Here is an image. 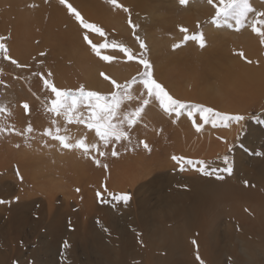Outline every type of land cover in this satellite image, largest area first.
Returning a JSON list of instances; mask_svg holds the SVG:
<instances>
[{
    "label": "bare ground",
    "instance_id": "6f19581e",
    "mask_svg": "<svg viewBox=\"0 0 264 264\" xmlns=\"http://www.w3.org/2000/svg\"><path fill=\"white\" fill-rule=\"evenodd\" d=\"M145 1L147 0H117V3L122 4L124 7L128 6V8L129 6H134L136 10V24L137 27H141L142 22L140 18L143 13L149 15L150 21L154 20V22H156L155 11L153 10L154 5L145 7ZM67 3H70L76 8L85 20L90 23H95L104 29L110 24L106 22L110 19H108L107 13H112V11L115 13L114 11L120 12L119 10H122V8L113 9L115 6L112 5L109 0H67ZM148 3H150V1H148ZM175 3L177 7L174 9L177 10L174 11L173 9L175 13L172 15V18L162 21L163 23L158 25L153 24L154 22H149L148 29H155L156 31L153 32L154 36L157 37V34L160 33L158 31H161L163 35H168L172 31L178 30L179 24H184V21L181 20H188L189 16L187 10L191 7L189 5L190 2H188L189 4L186 6L181 5L179 0ZM249 3L254 11L248 14L247 21L238 31L235 30L234 21L230 20L228 23L220 24V29L223 28L227 30V32L220 30V33H227L226 35L228 36V32L239 36L242 31L246 30L242 33L245 36L242 37L246 38L245 46L250 45L249 47L245 48L237 44V46L231 49V43L222 40L223 44H218L216 47L213 46L212 50H208L209 48L207 46H211L216 40H219L217 39V33L219 32L215 31L219 30V27L214 29L217 24L212 22L215 9L205 11L202 16L203 20H209V25L204 28L206 31L202 32L204 36L203 49L201 46L199 47V44L198 47H195L197 44L196 42L200 43L199 41H189L181 43L183 47H180V49H173L169 53H164L162 50L163 42L159 43V41H155L154 44L156 46V52L159 48H161L160 52H162L156 53L155 72L168 92L175 97L191 102L193 105H204L230 115H243L245 119L239 123L229 121L227 125L217 121L216 126H213L211 121L205 123L201 119L199 113L192 117H189L187 114L185 116L183 115V120H179L177 117H170L171 119H168L170 122H168L171 123V125L164 120L165 122L163 123L165 124L163 126L167 130L165 179L160 181L151 179L142 186H136L139 179H141L140 172L143 171L142 168H138L140 166H137L139 163L136 164L134 158L136 154L133 155L134 153L131 152V155L126 157L124 153L120 154L119 150H115L118 156H112L110 153L112 152L111 150L107 158V167L102 174V176L104 175L103 180L105 183L102 188L106 190L105 192L100 190L106 193V199L110 200H112L113 197L110 196L109 193L114 195L130 194V201L125 204L122 201L114 200L119 203L118 208L122 206V212L115 217L117 219L111 221L105 219L103 217L104 215L100 216V213L97 211L98 208L96 209V207L99 200L97 201L96 198H90V204H86V208L83 211L84 217L82 218L86 236L83 243V254L78 251V247H80L82 243L78 246L79 241H71L70 248H68V250H70L69 256L67 258L59 256L57 249L61 244L58 242V239L61 236L65 237L67 232L63 235L65 230L63 231V229H61V224H63L61 221L64 220H61V218V221L56 220L54 224H51L52 227L50 228L52 229V235L49 234L52 238L51 241L49 240V243H47L46 252L52 253H50L51 255H48L49 253L47 254L51 256L50 260L48 262L46 261L47 264H200L196 258L197 253L204 261V264H264V155H257V153H264V114H259L257 117L251 115L253 108L264 107V98L251 97L257 94V92L258 95L264 94V37H260L257 33L253 32L251 27L253 19L259 18L258 13L262 10L260 4L263 3H261L260 0H257V2L255 0H249ZM29 5H35V7H30ZM155 7L156 6H154V8ZM185 11H187V13H184ZM31 15H34V17H31ZM0 16V29H2L3 32L9 33V36H11L10 38L14 41V45L17 38L21 39L23 37L24 39L25 37L28 38L31 36V41L35 42L38 37H43V26L46 19L52 20L55 23L59 22L60 27L65 26V24L70 25L72 22L75 24L73 20L74 16L69 12L66 4L60 3V0H0ZM163 18L164 17H162V20ZM257 27H261L262 30H264V26L257 25ZM64 31L65 30L62 29L61 36L58 34L59 32L57 33L60 39L57 38L59 43L55 45V51L57 52L56 49L58 47L67 45V48L75 50L72 52L74 53L77 64L89 58H91V60L93 59L95 62L98 56L86 45L87 43L84 41L83 35L79 34L78 37H76V35H68ZM108 31L110 30L108 29ZM81 32L83 31L81 30ZM150 34L151 33L148 35ZM176 36L180 35L177 34ZM235 38L237 39V37ZM240 38L241 37L237 40H241ZM23 39L21 40L23 41ZM117 40L116 42L120 43L121 40ZM231 42L233 45L236 42L238 43V41ZM95 43L100 44L101 42L96 41ZM169 43L166 44L168 45ZM29 44L27 43V45ZM240 45H242V43H240ZM32 52H34L35 55L38 53L34 50V47ZM241 52L243 56L240 55ZM10 53L15 57L19 65H25L32 58L23 57L19 55L22 53H14V51ZM101 54L103 55V52ZM89 60L87 63L90 64L91 62H89ZM248 61H251V63L249 64ZM98 64L99 63H97V65ZM81 65H84V63ZM94 65L95 68H99L97 70L102 69L99 65L97 66L96 63H94ZM79 68L82 67L79 65ZM88 68H91V64ZM103 68H105V66ZM107 68L109 69V66ZM87 72H90L89 69L86 70V73ZM93 73L95 74V72ZM96 74H98V72ZM98 77L99 75L97 78L94 76V80L100 78ZM74 78L75 77H73V79ZM91 78L93 79L92 76ZM70 80L71 78L69 81ZM72 86L73 84L71 87ZM88 86L92 87L93 85ZM158 102L157 100L155 108L151 107L149 110H157L160 108ZM250 108L252 109L251 111ZM10 109L12 111V108ZM156 115H158V113ZM162 115L164 116L165 112H163ZM5 117L8 118L9 116L7 117L4 115V118ZM142 120V122H146L144 119ZM153 120L154 119H152V121ZM194 120L196 124L200 125V131L196 130L193 123ZM6 122H8L7 119ZM158 122L159 121H153L151 124L147 123L145 128H143L144 125L143 127L134 125L128 128L129 139L131 142H135L140 135L141 141L150 145L149 143L153 135L152 132L154 131L155 133L160 126ZM177 123L180 125L177 126ZM164 132L166 131L164 130ZM9 136L4 133L0 134V200L9 202L0 203L1 237L7 231L6 226L11 225V223L15 224L25 218V211L28 208L27 204L29 205V203H26V196L28 194L26 183L28 178H30L28 177V172L31 169L28 163L22 162L21 158H12L14 155H19L18 152L23 150L19 148H26V146H19V148L14 147L12 143L13 139L11 140ZM23 139H26L25 135ZM21 143L22 142H20V144ZM118 144L121 147L122 141L118 142ZM132 145L134 147L135 144L132 143ZM35 147H37L35 149L36 156H33V158L35 157L40 159L39 161H42L43 156H45L48 160V163L44 165V169L42 168V172L45 171L44 173H49V176H54L56 172H59L61 178L72 174L73 170H70L71 167L69 166V168L67 166L71 164L68 160H66V162L69 163L67 165L64 163L66 167L64 168L62 165V169L59 165L53 163L54 161H58L56 158L59 155L63 154L62 156L65 157V153L60 154V152H54L53 148V152H50L51 148H48V150L44 148L41 143ZM56 148L58 147L56 146ZM125 148H128L127 142H125ZM62 149L64 148H61V150ZM65 150L67 152V149ZM158 154L161 155L162 153L158 152ZM73 155L72 153V157ZM173 155L191 159L194 164H183L184 170L180 172L178 169L180 170L181 166L171 159ZM66 156L68 155L66 154ZM225 156L232 162L233 173L228 175L227 173L221 172L220 175H223L224 179H217L216 175L206 176L198 171L200 165L195 162L201 160L206 162L209 166V170L213 168L223 169L225 167ZM144 159L147 161L146 157ZM132 160H134L135 163H133ZM149 170L150 169H148V171ZM35 174L37 175L36 172ZM75 175L79 174L75 173ZM70 176L72 177L73 175ZM37 177L38 175L36 178ZM83 177L85 176H81V178ZM150 178H152V175ZM58 180H56V182L61 184L62 180L60 182H58ZM101 181L102 180H99V183H101ZM244 181H248L249 186L246 187ZM156 182H158L157 188L154 186ZM16 184H19L21 190L18 194L14 191L17 196L14 198V195L12 196L13 198H10V192H13V190L17 188ZM91 184H93V182ZM91 184L89 187L90 189ZM92 186V189L98 187L95 185ZM153 186L156 189H152ZM50 187L52 188V193V190L58 188L56 186ZM61 190L59 189V191ZM17 191H19V188ZM54 196L55 195L52 197ZM17 197L19 198L18 200L16 199ZM87 201L89 202V200ZM105 208L100 210L103 211ZM246 209L248 211H246ZM105 210L107 211L109 209ZM120 210L121 208L119 211ZM78 216V214H73L69 221L70 227H75L73 230L72 228L70 229L75 236H79L81 231V221ZM71 224H73V226H71ZM20 232H22V229ZM70 233L68 235H70ZM88 235H90V237H88ZM48 236L49 235H47V238ZM14 240L15 243L11 252L8 253L7 251V253H5L7 248H4L5 250L3 249L4 253L0 251V264H24V261L18 257L20 254L18 253V248L20 247L19 243L22 241V235L16 232ZM193 240L197 242L195 245L192 243ZM4 246L6 247V245ZM21 250L22 248L20 251ZM80 255H84V258L81 259ZM15 257L19 260H16Z\"/></svg>",
    "mask_w": 264,
    "mask_h": 264
},
{
    "label": "rangeland",
    "instance_id": "374dc122",
    "mask_svg": "<svg viewBox=\"0 0 264 264\" xmlns=\"http://www.w3.org/2000/svg\"><path fill=\"white\" fill-rule=\"evenodd\" d=\"M24 1H26V0H24ZM148 1H150V3H148ZM152 1H153V3H152ZM176 1L177 0H167V1L166 0H162V1L161 0H147V1H145L144 2L145 7L153 6V5L156 6L155 8L153 6V10L155 11L156 22H154V20L150 21L149 15L143 13L142 17L140 18V21L142 22L141 27L140 26L137 27L136 10H135L134 6L133 7L129 6V8H128V6L127 7L125 6L126 8L129 9V12L131 14L130 18H129V14L126 13L123 10V8H122V10H119L120 12L114 11L115 13H113V11H112L113 14L111 12H109L111 14L107 13V17H108V19L109 18L110 19L107 20L106 22L108 24L110 23L109 25L107 24L108 25L107 28L110 31H108L107 28H105L106 30L103 28L104 32H105V36H103V37H101L98 33L92 32L91 30L83 29L82 26L79 24V22L75 19V17L73 18V20L75 21L74 22L75 24H73V22H72L70 25L65 24V26H63V27H60L59 22L55 23L52 20L46 19L44 21V26H43V32H44L43 37H38L35 40V42L31 41V36H29L28 38L25 37L24 39H23V37L22 38L20 37L21 39H23V41L24 40L25 41L23 42L21 39L17 38L16 42H17V44L19 43L18 45L16 44V42L14 45V41H13V39L10 38L11 36H9V33L3 32V30L0 29V36L5 37V40L0 41V42L4 43L6 45V48L8 50L7 51V57H11V59H8V58H6V56L0 55V68L2 67L1 68L2 70L0 69V106H6V108H8L7 110L11 113V116L8 115L7 113L4 114L7 117L9 116L8 117L9 119L6 117L4 118V115L0 116V121H5L7 119L8 120V122H6L7 125L13 126V130L6 131V132H4V134H6L7 136H9V134H10L9 137L11 140L13 139L12 143H13L14 147L17 148V146H15V145H19L21 147L26 146V148H19L18 147L20 150L23 149L22 150L23 153H22V151H19L18 152L19 155H14V157L12 156V158L13 159L21 158L22 162L28 163L29 164L28 166L31 169L28 172L29 173L28 177H30V178H28V181L26 183V190L28 191V194L26 196V201H27L26 203H29V205L27 204L28 208L25 211L26 216L21 221L16 222L15 224L11 223V225L6 226L7 231L4 233V235L2 237L0 236V251L2 253H4V250L6 248L7 249H6L5 253H7V251H8V253L11 252V250L14 246V243H15L14 239L16 236V232H19L22 235V241L19 243L20 247L18 248V251H19L18 253H20L18 256V257H20L19 259H22L24 261V264H27V263L28 264H39V263L40 264H47V262L50 260V257H51L48 255H51L50 253H52V252H48L49 253L48 254L46 252L47 243H49V240L51 241V238H52V236H51L52 235V232H51L52 229H50L52 227L51 224H54L56 222V220H59V221L64 220L65 222L61 221V223L63 222V224H61L62 225L61 229H63V231L65 230L63 235H65L66 232H67V234L65 237H63V236L60 237L63 240L60 238L58 239V242L61 244V245L58 244L60 246L59 248L57 246L59 256L63 257V258H65V257L67 258L69 256L70 250H68V248L66 250L64 247H65L66 242L70 245L71 241H79L78 246L80 243H82V245L80 244V247H78V251L81 254H83V243L85 241L84 239L86 238V236H85V226L82 222V218L84 217L83 211L86 208V204H88V203L90 204L91 199L96 198L97 201L99 200V203L96 201L98 203V205L96 207V209L98 208L97 211L100 213V216L104 215L103 217L105 219L111 220V221H114L115 219H117L115 217L118 216L122 212V206L120 207L121 210L119 211L120 208H118L119 203L117 201H114V199H112V200L106 199V195H105L106 193H104L105 189L102 188L105 185L104 180H103L104 175L102 176V174L105 172V169H106V167H104V165H106V163H108L107 158L109 156V152L113 149L119 150L120 154L124 153L126 157L130 156L131 152L134 153L133 155L136 154L135 157L133 156L135 158L136 164L139 163L137 165V166L140 165L138 168L143 169V171L141 170L142 172H140L141 173V176H140L141 179H139L136 186H139V185L142 186V185L146 184V182L148 180H151V179H156L158 181L165 179L164 175H166V173H164V172H166V163H167V159H166L167 130L163 126L165 124L163 122H165L164 120H166V122H168L171 118H174V117H177L179 120H183V118H184L183 115L184 116L186 114L188 115L189 109L181 110V114L179 115L180 117L177 116L175 113H171V114L166 113L161 107L158 108L157 110H149L151 107L155 108V106L157 104L156 99L149 98L150 99L149 104L145 107L141 118L138 120V122L135 125H139V127L140 126L143 127V125H144L143 128H145V125H147V123L151 124L153 121H159L158 122V124L160 125L159 128H157L155 133H154V131L152 132L153 133L152 140L149 143L151 146L148 145L150 150L144 148L143 143H142L141 138H140V135L137 137L138 139L135 142L129 143V141H127V140H122V146L121 147L119 146L118 142L110 143L107 147H104L102 142H99V138L95 136L94 130L87 129L86 125H82V124H75V123L67 124L61 117H54V115L50 111L47 110L50 107L51 100L55 98V94L52 93L49 88H46L43 81H44V79H50L58 89H62V90H76L79 88L80 85H85V83H86V85L84 86L85 90L97 91V92H100L102 94H109L110 92H112L114 90L113 85L111 84L110 80H105L100 74L103 72L107 76L111 77L112 79H115L118 83H124L126 81H130L133 77H137V79H139V74L145 71L144 66L139 63V60H140V58H144V59L148 60L152 66L151 71L153 73V78L158 83H161L164 86V84L161 82V80L159 79V77L157 76V74L155 72V65H156L155 57L157 56L156 53L157 52L162 53V52H160L161 48H159L158 51L156 52V48H155L156 46L154 45L155 41H159V43L163 42L162 43V50L164 53H169L173 49H180V47H183L181 43H185V42H189V41L195 42L196 40H191V39L186 40L185 37L193 35V34H199L203 31H206V29H204V28L209 25V20H203L202 16L205 13V11H208L209 9L210 10L215 9L212 5H210L207 2V0H203V1H201V0L200 1L188 0V2H190V4L189 3L188 4L192 7V8L190 7L187 10L188 13H187V11L184 12V13L188 14V16H189L188 20H186V19L181 20V21H184V24H179L178 25L179 29L172 31L168 35H163V33L161 31H158L160 33L157 34V37L154 36L153 32H156V31H155V29H153V30L148 29L149 22H152V23L154 22L153 24L158 25V24L163 23L162 21H166V20H169L170 18H172V15L175 13L174 11L177 10V9H174L177 7V4L175 3ZM255 1L257 2V0H255ZM260 2L263 3V4H260L261 8H262L261 11H264V0H260ZM113 9H120V8L114 7ZM173 9H174V11H173ZM133 14H135V15H133ZM161 14H162V17H164L165 19L163 18V20H162ZM113 15H115V16H113ZM31 17H34V15H31ZM31 17H30V19H31ZM129 19L131 20V23H129ZM0 20H1V16H0ZM218 27H219V30H215V31L219 32V33L216 32L218 34L217 39H219V40L218 41L216 40V42L213 43L211 46H207L209 48L208 50H212L213 46L216 47L218 44H223V41L224 42L229 41L231 43V45H230L231 49L234 48V46H237V44H238V46H242L245 48L250 46V45L245 46V39L246 38L242 37V36H245L242 33L245 32L246 30L242 31V33L239 34V36L236 35L235 33L234 34L236 36L231 34L230 32H228V34H229V36H228V35H226L227 33L226 34L220 33V30L227 32L226 29H223V28H222L223 30L220 29L221 28L220 25H215L214 29L215 28L217 29ZM181 28H186L188 30L187 32H185L186 34L181 31ZM62 29L65 30L64 32L66 34H68V35L73 34V35H76V37H78L79 34L84 35L83 32L87 31L89 33V39H91L93 43H95L96 41H99L101 43H110L113 40L116 41L117 39H119L122 41V42L120 41L119 44H123L125 47L129 48L132 51L133 59L128 60L127 56L124 53H121L118 49L108 48V49H101V53L103 52V55H113L115 57V59L113 61L106 62V61H103L100 57H97L95 59V62L93 59L91 60V58H89L91 61L88 59L89 62H91L90 63L91 68H88V66H90V64L87 63L88 60H85L86 64H85V61L77 64L76 59L74 58V53L72 52L75 50H73L72 48H67V45H64V47L63 46L58 47L56 49L57 52L55 51V47H56L55 45H58V43H59L57 38L60 39V37H58L57 33L59 32L58 34L61 36L62 35ZM80 29L83 32H81ZM235 30L237 31L236 26H235ZM149 33H151V34L148 35ZM176 33L180 36H176L177 35ZM137 37H139V40L137 39ZM177 37H179V38H177ZM235 37H237V39H239V37H241L240 38L241 40H237ZM18 40H21V41H18ZM44 40H45V42H44ZM167 41H169L170 43ZM231 41H233V42L238 41V43L236 42L233 45ZM25 42H27L28 44L30 42V44L27 45V43H25ZM141 42H143L146 45V49L140 47ZM239 42L242 43V45H240ZM166 43H169V44L167 45ZM196 43L197 44L195 47H198V44H199V47L201 46L200 43H198V42H196ZM177 44L180 46L178 48L177 47L175 48L174 45H177ZM86 45H88L91 48V46L88 43ZM13 46H14V48H13ZM18 47H20V48H18ZM33 47H34V50L36 52H38L37 55H35L34 52H32ZM60 48L61 49L64 48V49L61 50ZM201 48L203 49L204 47H201ZM40 49L41 50L43 49V50L41 51ZM19 50H20V52H19ZM13 51H14V53L15 52L22 53L19 55H21L23 57H29V59L32 57L27 62L30 66L26 63L25 65H23V67L19 68V66H17V64H13L12 60L16 61L15 57L10 53ZM41 53H44L45 55H41ZM65 53H66V55H65ZM40 55H41V57H40ZM69 56H70V58H69ZM72 56H73V58H72ZM62 59H63V61H62ZM83 63H84V65H81ZM94 63H96V65H97V63H99L98 65L102 69L97 70V69H99L97 67L98 65L96 66L97 68H95ZM4 64H5V66H4ZM39 65H41V66H39ZM79 65L82 68H79ZM102 66L103 67L105 66V68H103ZM108 66H109V69L107 68ZM39 67H40V69H39ZM71 69H72V71H71ZM87 69H89L90 72L86 73ZM48 72L52 73L51 77L47 76ZM93 72H95V74ZM97 72H98V74H96ZM89 73L91 74L93 79L91 78ZM20 74H21L22 78H21ZM37 74H40V75H37ZM98 75L100 78L98 77L99 79L94 80L95 78H97ZM68 76L71 78L70 81H69L70 78ZM94 76H95V78H94ZM73 77H75V78L73 79ZM66 82H67V84H66ZM70 83H72L74 87L73 86L71 87L72 84H70ZM87 84L93 85V86L89 87ZM96 84H97V87H96ZM132 92H133L134 96L140 97L141 92H146V90L141 88L139 85H134ZM173 97L180 99L183 102H186L188 105H190L189 106L190 108H191V105H193L191 102H189L185 99H181V98L175 97V96H173ZM251 97L252 98H257V97L264 98V94L258 95V92H257V94H255ZM143 98H146V97H140V99H134L132 101H126L122 105V111H128V110L134 109L135 107H137L141 103V100ZM25 103L28 104V106H29L28 109H25L23 107V105ZM37 104H39V105H37ZM158 105L160 106L159 102H158ZM9 107L12 108V111ZM161 109H162V111H161ZM191 110L193 111V115L197 114V113H195V109H191ZM251 110L252 109L250 108V111ZM159 112H160V114H159ZM163 112H165L164 116L162 115ZM157 113H158V115H156ZM251 113H252L251 115L254 117L259 116V114L262 115V114H264V107L263 108H253V111ZM52 119L57 120V125H53L51 123ZM142 119H144V121H146V122H142L143 121ZM152 119H154V120L152 121ZM169 122H168V124L171 125V123H169ZM59 123H61V124H59ZM143 123H145V124H143ZM29 124L33 128V132L26 134L28 138H26V135H25L26 139H23L24 135H17V132H20V131H21V133H24L25 129L28 127ZM176 125L179 126L180 124L177 123ZM57 126H59L61 129H65V128L67 129L66 133L62 131L61 134H66V135L72 137L73 140L79 139V137L80 138L86 137V143L91 144V143L99 142L100 151H103L104 153L107 151L108 152L105 153V156L104 155L101 156L99 154V151H90V153L88 155H85L84 152L80 149H67V152L65 149L61 150L62 147L59 146L60 144L58 141L53 140L49 136L43 135L45 129H48V128H52L53 132L55 133V127H57ZM164 130L166 132H164ZM154 135H156V136H154ZM16 140H18V141H16ZM19 141L22 143L20 144ZM49 142H52V143H49ZM125 142H127L128 148H125ZM36 143H38V144L41 143L42 146L46 149L51 148L50 152H53V151L57 152V153L60 152V154L65 153L64 154L65 157H63L62 156L63 154H61L56 158V159H58V161L57 162L54 161L53 163L54 164L56 163V165H59L62 169L63 168L62 165L65 168L66 167L65 165H67L70 162L71 164H69L67 166L68 167L70 166L71 167L70 170H73L72 174H70V175H73L74 177L73 176L71 177L70 175H66V176H63L62 177L63 179H62L60 177L59 172H56L57 176L56 175L49 176V173H44L45 171L42 172L41 170H42V168L44 169V167H45L44 165H46L48 163V160H47V158H45V156H43L42 161H39L40 159H38V158H35V157L33 158V156H36V153H35L36 150L35 149L37 147H35V146H38V144H36ZM53 143H55V144H53ZM132 143L135 144L134 147H133ZM56 144H58V145H56ZM156 144H157V146H156ZM56 146L58 148H56ZM138 146H139V148H138ZM29 148H30V150H29ZM52 148H53V151H52ZM131 149H132V151H131ZM31 151H32V154H31ZM70 152H72L74 154L73 157H72V153H70ZM80 152H82V153H80ZM144 152H146V153H144ZM158 152L162 153V154L159 155ZM66 154L68 156H66ZM137 156H139V157H137ZM140 156L143 159H141ZM144 156L147 158V161L144 159L145 158ZM93 157H95V160L100 161L99 165H97L95 163V160L93 159ZM36 159H37V161H36ZM44 159H45V161H44ZM79 159H80V161H79ZM59 160L61 161V163ZM66 160H68L69 162L67 163ZM71 161L73 162V165H72ZM135 161L132 160L133 163H135ZM148 161H149V163H148ZM64 163H66V164L64 165ZM74 163H75V166H74ZM156 165H158L160 167H158ZM148 169H150V170L148 171ZM178 171L181 172V170H179V169H178ZM35 172L38 175L37 178H36L37 175L35 174ZM75 173L76 174L78 173L79 175H75ZM151 175H152V178H150ZM81 176H85V177L81 178ZM101 176H102V178L100 179ZM158 178H160V179H158ZM30 179H31V181H30ZM76 179H77V181H76ZM144 179H145V181H144ZM56 180H58V182H60L62 180L61 184L57 183ZM68 180H69V182H68ZM97 180H98V182H97ZM99 180H102L103 182L101 181V183H99ZM85 181L88 183H86ZM92 182H93V184H91ZM139 182H141V183H139ZM57 184H58V186H57ZM90 184H91V189L89 188ZM92 185H95L98 187H95L96 189L95 188L92 189V187H93ZM157 185H158V182H156V184L154 186L156 187ZM50 186L58 187V188L54 189L57 192L52 190L53 191V193H52L51 192L52 188ZM154 186L152 187V189L157 188V187L155 188ZM16 187L17 188H15L13 190V192L16 191V193L18 194V192H20L21 188H20L19 184H16ZM48 187H50V188H48ZM62 187H63V189H62ZM18 188H19V191H17ZM59 189L60 190L62 189L64 191H62V190L59 191ZM77 189H79L81 191H77ZM100 189L103 190L104 192L103 191L101 192ZM91 190H93V191H91ZM98 191L101 193V195L99 197L96 196V194H97L96 192H98ZM13 192L12 191L10 192V194H11L10 198H13L12 196H14V195H15L14 198L17 196L16 193L15 192L13 193ZM48 193H49V195H48ZM42 194H44V195H42ZM90 194L91 195L95 194V195H92V197H91ZM53 195H55V196L52 197ZM50 197H52V198H50ZM51 200H52V202H51ZM87 200H89V202ZM105 207H108V208H105ZM103 208L109 209V210L106 211L104 209L103 211H101L100 209H103ZM114 210H115V212H114ZM108 211H110V212H108ZM56 214H57V216H56ZM73 214H78L79 215L78 218L81 221V231L79 233V236H77V235L75 236V234L73 233L72 230L75 228L73 226V224H71V226H73V227H70L69 221H70V217ZM61 215H62V217H61ZM109 215H110L111 219L109 218ZM60 218H61V220H60ZM71 228H72V230H70ZM21 229H22V232H20ZM66 229H67V231H66ZM70 231L73 234H71ZM69 233H70V235H68ZM7 234H9V235H7ZM47 235H49L48 238H47ZM81 236H83V237H81ZM34 237L37 239H35ZM88 237H90V235H88ZM9 244H11V245H9ZM4 245H6V247ZM26 246H27V248H26ZM21 248H22V250L20 251ZM62 249H63V251H62ZM2 255H5V254H2ZM16 257H17V255H16ZM16 257H15V259L19 260ZM80 257H81V259H83L84 255H80ZM59 260H64V259H59Z\"/></svg>",
    "mask_w": 264,
    "mask_h": 264
},
{
    "label": "snow or ice",
    "instance_id": "6c2138e0",
    "mask_svg": "<svg viewBox=\"0 0 264 264\" xmlns=\"http://www.w3.org/2000/svg\"><path fill=\"white\" fill-rule=\"evenodd\" d=\"M109 2L117 8H123L126 13H129V9L124 7L122 4H118L117 0H109ZM207 2L215 8V15L213 17V23L220 25L222 23H228V21H234L237 31L240 27L244 26L245 22L248 19V14L253 12L249 0H207ZM61 4H66L69 12L75 17L83 29L91 30L92 32L98 33L101 37L105 36V32L102 27L98 26L95 23H90L84 19L79 11L74 8L70 3H67V0H60ZM181 5H187L188 0H179ZM30 7H35V5H29ZM258 17L253 19L251 27L253 32L257 33L260 37H264V30L257 25L264 26V11L258 13ZM129 23L131 20L129 19ZM181 31L187 32L186 28H181ZM83 39L91 46V49L94 51L95 55L100 57L103 61L111 62L115 59L113 55H102L101 49H118L121 53H124L127 56L128 60L133 59L132 51L125 47L123 44H119L116 41H111L110 43H101L95 44L89 39V33L84 32ZM139 40V37H137ZM185 39L196 40L200 42L201 47L204 46V36L203 33L193 34L186 36ZM5 40V37L0 36V41ZM180 45H174V47H179ZM141 48L146 49V45L141 42ZM7 48L6 45L0 42V55L7 57ZM41 55H45L41 53ZM243 56V53H240ZM251 63V61H248ZM13 64L19 65L17 61L12 60ZM139 63L142 64L145 68V71L139 74V79L133 77L130 81L124 83H118L115 79L107 76L105 73L100 75L105 80H110L113 85L114 90L109 94H102L97 91L85 90L84 85H80L76 90H62L58 89L50 79H44V85L46 88H49L52 93L55 94V98L51 100L50 107L47 109L50 111L54 117H61L67 124H82L86 125L87 129L94 130L95 136L99 138V142H102L104 147H107L110 143L120 142L122 140L129 139L128 128L134 126L138 120L141 118L142 113L144 112L145 107L149 104L150 99L154 98L159 101L160 107L166 113H175L177 116L181 114V110L189 109V117L193 116V111L195 109L196 113H199L201 119L205 122H212L213 126H216V122L219 121L225 125L227 122L234 121L239 123L245 119L243 115H230L227 113H222L216 111L211 107H206L204 105H192L191 108L186 102L181 101L180 99L174 98L166 88L158 83L153 78V73L151 71V64L148 60L140 58ZM40 75V74H37ZM48 77L52 76L51 72L47 73ZM134 85H139L141 88L146 90V92H141L140 97H146L141 100V103L132 110L122 111V105L126 101H132L134 99H140L133 95L132 89ZM25 109H28V104L23 105ZM7 112L8 115L11 113L7 110L6 106H0V116H3ZM51 123L57 125V120L52 119ZM194 126L197 131H200V125L193 121ZM13 130V126H9L5 121H0V134H3L6 131ZM67 132V129H61L59 126L55 127V133L52 128L45 129L43 135L49 136L52 139L59 142L60 146L64 149H80L84 152L85 155H88L90 151H99L101 156L105 155L103 151H100V144L97 143H86V137L73 140L72 137L61 134V132ZM33 132L32 126L29 124L25 129L24 133L17 132V135H26ZM27 138V135H26ZM145 149H149V146L146 142H142ZM19 147V145H16ZM150 150V149H149ZM112 156H117L118 153L115 149L111 152ZM257 155H264V153H257ZM95 160V157H93ZM178 165L181 166V171L184 170L183 164L193 165L194 162L191 159L185 157L173 155L171 157ZM97 165L100 164L99 160H95ZM196 164H199L200 171L203 175L211 176L216 175L217 179H224L223 175H220L221 172L231 175L233 173L232 162L227 156L224 157L225 167L223 169H211L204 161H196ZM107 167V165H104ZM22 179V177H21ZM245 186L248 185V181H244ZM106 190V189H105ZM79 191V189H77ZM101 195L100 192H97V196ZM114 200L122 201L127 204L130 199V194H119L114 195L109 193ZM19 199L18 197L16 198ZM0 203H9L8 201L0 200ZM246 211H248L246 209ZM195 245L197 242L192 241ZM70 245L66 242L65 249L69 248ZM197 260L200 264H204V261L199 257L197 253Z\"/></svg>",
    "mask_w": 264,
    "mask_h": 264
}]
</instances>
